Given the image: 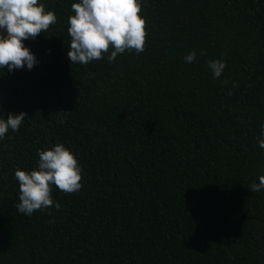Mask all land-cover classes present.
Wrapping results in <instances>:
<instances>
[{
    "label": "trees",
    "instance_id": "16d2710c",
    "mask_svg": "<svg viewBox=\"0 0 264 264\" xmlns=\"http://www.w3.org/2000/svg\"><path fill=\"white\" fill-rule=\"evenodd\" d=\"M0 264H264V0H0Z\"/></svg>",
    "mask_w": 264,
    "mask_h": 264
},
{
    "label": "built area",
    "instance_id": "2783aa9c",
    "mask_svg": "<svg viewBox=\"0 0 264 264\" xmlns=\"http://www.w3.org/2000/svg\"><path fill=\"white\" fill-rule=\"evenodd\" d=\"M18 30V26L15 23H11L8 29V36L13 35Z\"/></svg>",
    "mask_w": 264,
    "mask_h": 264
}]
</instances>
